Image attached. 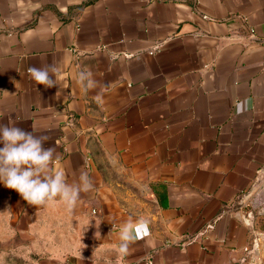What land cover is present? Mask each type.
<instances>
[{"label": "crops", "instance_id": "crops-1", "mask_svg": "<svg viewBox=\"0 0 264 264\" xmlns=\"http://www.w3.org/2000/svg\"><path fill=\"white\" fill-rule=\"evenodd\" d=\"M45 65L51 88L27 72ZM0 124L94 182L75 208L0 184V219L54 221L66 264L264 259V217L238 203L264 163V0H0ZM125 225L143 237L127 255Z\"/></svg>", "mask_w": 264, "mask_h": 264}, {"label": "clouds", "instance_id": "clouds-1", "mask_svg": "<svg viewBox=\"0 0 264 264\" xmlns=\"http://www.w3.org/2000/svg\"><path fill=\"white\" fill-rule=\"evenodd\" d=\"M55 71L52 65L29 66L27 69L35 84L45 88L58 84L56 79H53ZM78 81L85 92L100 86L91 69L81 71ZM95 99L98 103H103L102 94L98 93ZM47 139L46 135H35L33 129L28 132L14 124H0V184L15 190L29 205L41 207L60 198L70 208H75L81 199V193L92 191L94 182L86 171L80 173L78 182L71 184L67 182L65 171L57 169L53 172L51 165L58 157L52 147L44 146ZM141 223L145 225L143 235L147 236V221L141 220ZM140 238L143 237L131 226L122 227L119 245L121 253L129 254L130 245Z\"/></svg>", "mask_w": 264, "mask_h": 264}, {"label": "rangeland", "instance_id": "rangeland-1", "mask_svg": "<svg viewBox=\"0 0 264 264\" xmlns=\"http://www.w3.org/2000/svg\"><path fill=\"white\" fill-rule=\"evenodd\" d=\"M0 225V264H66L68 252L58 244L54 221L39 215L12 225L0 219Z\"/></svg>", "mask_w": 264, "mask_h": 264}, {"label": "built area", "instance_id": "built-area-1", "mask_svg": "<svg viewBox=\"0 0 264 264\" xmlns=\"http://www.w3.org/2000/svg\"><path fill=\"white\" fill-rule=\"evenodd\" d=\"M238 203L240 209L247 213V218L250 222H254L255 216L259 218L264 217V163L257 170L256 176L249 187V189L242 194ZM261 233H257L254 238V247L256 248L257 241L259 240ZM249 252V248H244ZM252 264H264L263 258H252ZM147 264H152L151 260L147 261Z\"/></svg>", "mask_w": 264, "mask_h": 264}]
</instances>
